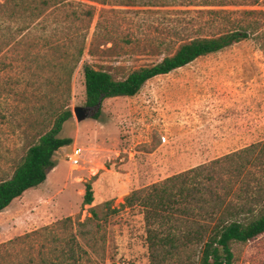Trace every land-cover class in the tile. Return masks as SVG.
Segmentation results:
<instances>
[{
    "label": "rangeland",
    "instance_id": "1",
    "mask_svg": "<svg viewBox=\"0 0 264 264\" xmlns=\"http://www.w3.org/2000/svg\"><path fill=\"white\" fill-rule=\"evenodd\" d=\"M66 2L74 4L41 18L49 26L46 31L31 30L23 46L11 43L0 52L8 64L0 67V88L13 91L0 95V182L12 176L38 133L49 131L61 112H72L60 133L72 144L56 152V166L46 181L0 212V264H151L143 209L137 201L126 206L125 200L177 175H187L190 185L202 190L192 216L176 215L183 231L215 224L210 191L259 210L264 205L262 165L226 175L222 186L206 176L220 173L216 160L264 143L263 15L250 18L262 26L250 39L155 77L132 98L104 100L98 120L91 109L89 118L77 122L74 108L86 107L84 65L124 80L174 53L177 45L168 44L175 29L183 38L228 30L224 14L198 11H237L228 15L236 22L244 10L264 12V0H207L226 6L196 8L174 7L170 0ZM88 6L95 8L92 20L70 17ZM54 19L60 20L58 32ZM74 150L80 158L77 167L67 158ZM87 185L91 205L84 203ZM228 189L233 190L229 196ZM231 251L232 264H264V234L231 244ZM198 252L199 246H189L167 257L166 264H196Z\"/></svg>",
    "mask_w": 264,
    "mask_h": 264
},
{
    "label": "trees",
    "instance_id": "2",
    "mask_svg": "<svg viewBox=\"0 0 264 264\" xmlns=\"http://www.w3.org/2000/svg\"><path fill=\"white\" fill-rule=\"evenodd\" d=\"M4 1L0 9L3 16L0 18V52L3 47H10L12 44L17 47L23 46L26 33L31 32V30L46 31L48 29L46 20H41V18L54 13L55 9H59L63 4H74L73 2H66L67 0ZM89 1L95 2V0ZM170 3L174 7L226 6L224 4L215 5L214 2H207V0L199 3H195L194 0H170ZM77 5L85 7L82 3H77ZM150 5L152 7H164L161 4ZM94 12L95 8L88 6L78 13L72 12L70 17H74L75 21L82 20V17L92 20ZM191 12L192 10L181 11L184 14ZM197 13L224 14L223 19L228 25V30L217 36L183 38L184 36H181L180 32L175 29L171 39L172 44H168L169 47L177 45L174 53L164 57L157 64L132 71L121 81H116L106 71L96 70L89 65L83 66L84 105L95 110L92 116L94 120H98L101 114V104L104 100L119 97L132 98L149 80L167 75L201 57L218 53L233 44L250 39L262 28L261 20L250 18L259 15L264 16L262 11L244 10L240 12L243 21L232 22L228 15L237 13V11L201 10ZM27 20L29 21L27 22ZM192 20L191 18L188 21L192 24ZM54 21L55 32H58L61 26L60 20L54 19ZM46 42V45H49V42ZM82 55L83 48L80 47L77 50V63ZM4 59L0 60V67L6 68L8 64ZM72 73V70L68 71V80L71 79ZM10 94H13L10 88H0V95L9 96ZM71 118L72 112L70 110L58 114L53 120L51 129L44 133H38V139L32 141V145L28 147L25 155L16 165L12 176L0 182V212L8 208L14 200L20 198L24 193L39 187L46 181L48 174L56 166L54 162L56 152L72 144V139L60 137L63 125ZM213 165H221V171L219 174L206 176V179L209 182L215 181L216 184L222 186L226 175L241 174L250 166L262 165L264 167V143L254 144L227 155L213 162ZM224 187H226V182ZM232 191L228 189L227 195H231ZM142 193L140 191L134 192L126 198L125 205L131 207L137 201L143 209L146 243L151 264H166L167 257L174 256L180 253L181 249L192 245L199 246L196 264H232L231 244L246 243L264 234V205L259 210L254 211L253 206L235 205L232 201L225 200L213 191L210 193L214 199L209 206L211 208L210 215L217 216L215 224L199 226L195 230H181L182 228L178 226L176 221L181 217L192 216L200 203L196 197L202 194L200 187L190 185V180L185 174L170 177L161 185L151 186L149 193L144 195ZM261 196L264 199V190ZM92 202V189L90 185H87L84 203L91 205ZM201 211H205L204 208H201ZM90 213L93 217L96 216L94 211ZM177 214L181 217L177 218Z\"/></svg>",
    "mask_w": 264,
    "mask_h": 264
},
{
    "label": "water",
    "instance_id": "3",
    "mask_svg": "<svg viewBox=\"0 0 264 264\" xmlns=\"http://www.w3.org/2000/svg\"><path fill=\"white\" fill-rule=\"evenodd\" d=\"M91 109L92 108H88V107H75L74 108V116H75L77 122H83L84 120L89 118L91 116V114H90Z\"/></svg>",
    "mask_w": 264,
    "mask_h": 264
},
{
    "label": "built area",
    "instance_id": "4",
    "mask_svg": "<svg viewBox=\"0 0 264 264\" xmlns=\"http://www.w3.org/2000/svg\"><path fill=\"white\" fill-rule=\"evenodd\" d=\"M67 158L70 162L71 167H77L79 165L80 158L79 153L76 150H74L72 154H69Z\"/></svg>",
    "mask_w": 264,
    "mask_h": 264
}]
</instances>
